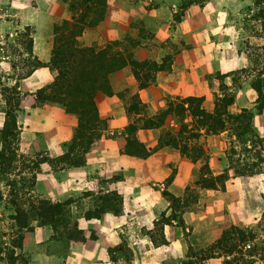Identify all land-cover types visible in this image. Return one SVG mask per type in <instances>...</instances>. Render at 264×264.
Listing matches in <instances>:
<instances>
[{
	"label": "crops",
	"instance_id": "obj_1",
	"mask_svg": "<svg viewBox=\"0 0 264 264\" xmlns=\"http://www.w3.org/2000/svg\"><path fill=\"white\" fill-rule=\"evenodd\" d=\"M155 1L156 8L148 10L143 0H108L106 19L78 38L81 47H110L111 52L125 56L127 62L108 76L109 93L98 92L95 96L98 115L106 123V130L85 154L83 166L72 167L60 160L68 152L77 118L58 106H36L35 92L52 82L53 72L48 67H39L19 86L23 99L17 115L18 151L29 160L40 155L48 159L39 164L31 192L36 198L50 202L72 200L71 218L84 236L83 242L70 243L60 251L53 230L34 222L33 231L24 233L22 249L17 252L26 256L28 264H127L124 253L129 250L130 264H187L192 259L187 252L190 247L194 249L193 238H200L199 245L204 249L210 245L211 232L215 240L220 236V224L213 229L208 225L210 215L217 222L223 220L220 197L217 196V201L205 199L200 192L197 204L181 213L173 212L171 200L182 199L192 187L194 166L180 144L159 146V143L167 132L176 139L181 135L187 137L192 120L188 112L181 118L171 113L164 121H159L158 116L187 98H205L207 107L211 94L206 77L215 72L230 74L243 69V56L235 53L211 60L201 54L188 36L187 15L171 28L168 10L175 0ZM5 4H9L16 18L13 27H30L34 31L32 54L42 64H48L54 25L72 17L67 5L60 0H0V7ZM137 21L154 37L141 38L131 48L130 38L136 34L133 27ZM130 52L137 62L150 58L161 65L165 59L167 66L152 74L141 87L126 58ZM225 85L232 86L230 78ZM249 89H234L235 107L253 108L252 96L251 103L239 105L243 93ZM184 106L186 109L187 105ZM1 115L0 130L4 124L2 112ZM149 120L156 125L148 127ZM182 125L187 127L180 133ZM131 127L134 130L129 135L126 130ZM251 127L255 133L264 134V110L254 115ZM199 132L198 141L218 153L227 132L217 135ZM129 137L149 155L145 158L129 155L126 152ZM114 192L121 199L115 209L98 219L85 217L88 211L96 209L102 197ZM218 213L220 216L215 217ZM161 220L168 222L160 229L165 242L157 245L151 234ZM203 264H221V259H207Z\"/></svg>",
	"mask_w": 264,
	"mask_h": 264
},
{
	"label": "trees",
	"instance_id": "obj_2",
	"mask_svg": "<svg viewBox=\"0 0 264 264\" xmlns=\"http://www.w3.org/2000/svg\"><path fill=\"white\" fill-rule=\"evenodd\" d=\"M67 5L68 11L72 17L70 20H63L60 24L54 25L53 29V49L51 59L48 64H42L32 54L33 33H29L30 27H26L28 34L26 49L28 60L26 62V71L21 75L20 80L29 77L33 71L39 67H48L54 74L50 84L42 87L35 92L36 106L44 105L58 106L66 113L72 114L77 118V128L70 142L68 152L60 158L63 163L72 167H80L85 164V154L89 152L96 142L100 139L103 131L106 130V123L99 118L95 104V96L98 92L109 93L108 76L124 67L127 62L125 56L120 52H111L110 47L96 49L94 47H81L78 44V38L81 37L86 29L95 28L103 22L108 13V0H60ZM133 74L140 86L145 85V81L164 66L158 65L154 61L137 62L133 59L131 52L127 53ZM140 74H142L140 76ZM147 74V75H145ZM19 80V81H20ZM257 93L256 107L252 111L243 110L241 116L232 117L228 108L233 104V98L224 95L218 99V104L213 111L209 112L202 107L203 98H187L182 102L163 111L159 116V121H164L171 113L181 118L186 112L191 117V129L188 130L187 137L182 135L179 139L172 137L169 132L165 133L159 146L181 145L182 152L189 158L193 165H198L199 159L207 161L206 151L198 144L200 130H204L206 135L219 134L226 131L229 123H235L232 130L237 140L242 141L249 130L252 132L251 121L255 114H260L264 110V96L260 87H254ZM1 102L4 104L2 113L4 115V124L0 130V203L5 198L13 208L12 214L8 217L11 221V235L7 248L3 245L0 237V261L5 257L9 264H15L21 254L17 253L22 249V240L25 232L33 231V223L39 226H49L54 233V237L63 240L65 243H81L84 236L77 228V223L72 220L70 208L72 200L64 203L50 202L35 198L27 199V203L20 200L19 194L14 191L16 181H10L9 177L14 168L18 155V141L20 127L17 124V115L21 111L20 103L23 96H20L19 86L5 87L0 92ZM187 105L186 109L185 106ZM137 110L138 108L135 107ZM246 124H242V120ZM148 127L155 126L154 121L149 120ZM187 126L182 125L180 133ZM244 128V131H243ZM134 128L126 130L130 135ZM240 130V131H239ZM182 131V132H181ZM240 132H243L240 134ZM243 137V138H242ZM186 140V141H184ZM192 141V144H189ZM126 152L134 157L145 158L149 152L139 144L135 139L127 138ZM42 162H48L47 158H41L39 161L32 162L34 167ZM209 170L208 166H204ZM222 176L218 178L221 180ZM34 180V179H33ZM212 186H209V188ZM4 188H8V194L5 196ZM193 186L186 190L182 199H173V206H182L181 213L195 203L197 194ZM194 200V203L190 202ZM121 203L120 197L114 192L101 198V205H98L93 211L85 214L87 219H98L103 213L113 210L110 206L113 203ZM250 238L249 240L247 239ZM231 237L238 241V244H230ZM249 242V250L244 251V247ZM251 243V244H250ZM121 248V247H120ZM212 250L217 249V256L222 255V264H264V256L259 254L257 245L254 243V234L239 227L232 226L225 230L217 240ZM209 249V250H211ZM209 257V255H208ZM189 264V263H187Z\"/></svg>",
	"mask_w": 264,
	"mask_h": 264
},
{
	"label": "rangeland",
	"instance_id": "obj_3",
	"mask_svg": "<svg viewBox=\"0 0 264 264\" xmlns=\"http://www.w3.org/2000/svg\"><path fill=\"white\" fill-rule=\"evenodd\" d=\"M143 1L147 4L148 10L156 8L155 0ZM9 7V4L0 7V92L5 87L20 86L23 81L20 80V77L26 71L25 65L29 58L25 45L27 42L25 34L28 32L25 28L16 29L13 27L16 18L13 17ZM168 12L171 16V28L184 21L186 15L188 16V36L192 38L195 47L200 49V53L208 55L211 60H216L223 55L231 57L235 53L243 56L245 65L243 69L230 74L215 72L206 77L211 95L208 106L205 107V102H203L202 107L211 112L218 104V99L226 95L234 100L228 108L232 117L241 116L243 110H254L257 99L254 87H260L264 96V0H175ZM133 28H135L136 34L130 38L131 48H135L141 38L152 40L154 37L151 31L143 28L142 23L140 25V22ZM31 31L30 28L29 33ZM145 61H154V59L149 58L141 62ZM165 61L164 59L162 62L164 67L167 66ZM154 62L156 63V61ZM227 78H230L232 82L231 87L225 85ZM233 88L236 90L250 88L249 92L243 93L244 99L239 105L251 103L252 96V99L255 100L252 109H241L239 106H234L236 92ZM203 99L205 101V98ZM3 108L4 104L0 97V118ZM241 120L242 124H246V120ZM235 126V123L227 125V133L223 140L221 139L222 146L218 153L215 148L208 150L207 146H204L205 144L197 141L206 151L208 159L207 161L199 159L198 161L201 163L193 165L192 186L196 190L197 199H195V203L193 199H190V202L194 203L192 205L197 204L200 192L204 198L208 197L210 200L214 198V201H217V196L220 197L219 200L222 203L219 205V212L223 220L217 222L210 215L208 225L210 229H213L220 224V236L215 240V235L211 232L210 245L204 249L199 245L200 238H193L191 241L194 244V249L190 247L187 252V255L192 257L187 260L189 264H203L207 259H221L222 264V255L217 256L219 251L212 250L211 247L215 245L222 233L232 226L243 228L254 234V243L257 245L259 254L264 256V134L255 133L252 129V132L249 130L244 139L239 141L235 137L236 133L232 131ZM17 153L20 157H17L9 180L16 181L14 191L19 194L18 198L21 201L27 203V199L34 200L36 198L32 194L31 188L39 165L34 167L32 162L39 161L44 157L40 155L35 160H29L19 151ZM206 165L209 170L203 168ZM220 176L222 179L218 180ZM209 186L212 187L209 188ZM8 190V188L3 189L5 196L8 194ZM101 204L102 202L96 206ZM118 204L116 201L110 206L115 209ZM215 204L217 203L215 202ZM173 209V212L178 214L182 210V206H173ZM12 211L13 208L5 198L0 203V237L5 243L3 245L5 248L9 244L11 235L14 234L11 230L12 223L8 219ZM217 216L220 214H215V217ZM166 223L168 222L164 220L157 222L151 234V238L157 245L165 242L160 236L162 234L160 229ZM53 239L56 248L60 251L68 245L63 240L56 239L54 233ZM247 239H250L248 235ZM229 243L238 244V241L231 237ZM245 250H249V242L244 247ZM5 253L7 250L2 255L3 260L0 261V264H9ZM176 253V256L180 255V252L176 251ZM124 255L127 264H130L132 259L130 250L125 251ZM259 263L257 261L256 264ZM15 264H28V259L24 254H21Z\"/></svg>",
	"mask_w": 264,
	"mask_h": 264
}]
</instances>
